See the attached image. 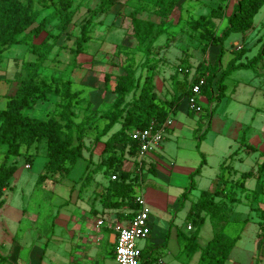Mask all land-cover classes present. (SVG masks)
Listing matches in <instances>:
<instances>
[{
  "label": "trees",
  "instance_id": "1",
  "mask_svg": "<svg viewBox=\"0 0 264 264\" xmlns=\"http://www.w3.org/2000/svg\"><path fill=\"white\" fill-rule=\"evenodd\" d=\"M184 1V0H183ZM74 0H0V69L4 63L6 52L12 47L25 45L33 60L25 61V77L19 78L18 86L14 94L7 95L6 106L0 109V146H4L0 161V207L4 190L9 186L10 179L17 171L14 158L21 157L24 153H30L33 145L46 141V162L44 173L38 177L37 184L43 182L49 175H65L70 171V165L83 158V150L86 145L83 140L84 122L90 116H84L83 120L76 122L72 106L79 103L80 92L71 91V83L68 80L59 81L45 72V63L51 55L62 34L66 33L73 19L71 10ZM118 0H100L99 5L91 10L93 15L105 14L111 11ZM179 0H136V6L131 12L133 18L138 12H149L161 18H167L175 10ZM264 5V0H221V4L211 7L209 12L201 14L197 18H186L189 31L195 32L203 41L202 51L206 52L211 47L217 48L215 61L211 64H199L200 76L190 78V72L180 67L171 76L173 97L170 100H161L155 92V84L151 75H146L141 82V75L135 78L136 70L124 66L123 72L118 75L113 92L115 99L107 112L103 114L106 123L100 136L109 133L116 125L115 130L106 140L104 150L109 151L107 158L101 161L104 174L109 177L110 185L106 194V203L112 208H118L125 203L134 209L137 204L134 201V187L141 180L142 169L139 168L135 158L138 155L139 143L132 139L131 132L135 129H145L154 120L158 123L165 122L175 116L181 103L187 98L196 96L193 87L200 79L205 82L201 85L200 96H206L209 101L219 100L225 93V78L234 70L255 69L264 58V42L259 53L246 62H241L242 51L235 53L233 59L221 70V61L225 47L224 43L231 33H246L252 28L254 17ZM45 9L51 11L43 15ZM231 9L230 13H228ZM182 11V8H180ZM182 13V12H181ZM227 20V26L221 33L217 31L216 20ZM57 22L55 31L50 30L51 25ZM147 31L151 24L139 21ZM90 20L80 26L79 35L74 40L75 48L71 52L76 55L82 53L84 45L90 39ZM163 22L157 29V35L166 32ZM46 36L38 43L34 42L42 33ZM138 36V32L136 31ZM151 47L145 51V60L141 66H150L149 54ZM110 79L105 76L106 82ZM1 81V79H0ZM10 82V80H7ZM214 92L216 100L214 98ZM132 93V99L127 96ZM50 94L60 95L64 99L60 110L55 111L46 119L32 117L26 111L32 109L38 101L46 102ZM196 111L189 107V114ZM200 127L201 124L199 125ZM168 130V129H167ZM196 132V131H195ZM199 130L196 132L198 134ZM97 136V139L100 138ZM198 149L200 140L204 134L197 135ZM199 166L190 174V186L183 194V201L195 186L194 176L199 174L204 164L203 154ZM133 159L134 169L140 173L133 175L132 169L124 167V159ZM264 164V163H263ZM115 175L114 180L111 176ZM250 176L251 172L243 174ZM88 177V176H87ZM83 185H87L82 183ZM224 195V197H222ZM222 197V198H221ZM114 198L115 200H111ZM234 193L226 186H220L215 191H202L198 200L193 204L190 216L194 217L197 225L195 232L186 238L184 247L189 255L200 249L197 243L198 231L206 218H209L216 227L212 239L201 248V256L198 264H225L235 243L240 238L225 231V224L229 222L230 204L234 202ZM259 238L260 245L264 246V210H260ZM218 223V225H216ZM143 259L153 262V252L143 250ZM4 257L0 254V259Z\"/></svg>",
  "mask_w": 264,
  "mask_h": 264
},
{
  "label": "rangeland",
  "instance_id": "2",
  "mask_svg": "<svg viewBox=\"0 0 264 264\" xmlns=\"http://www.w3.org/2000/svg\"><path fill=\"white\" fill-rule=\"evenodd\" d=\"M99 3L100 0H74L71 8L73 12L72 23L66 33L61 35L44 66L48 75L59 81H70L71 91L80 92L77 97L79 103L72 106L74 120L80 122L84 116H90V119L84 122L83 140L86 147L83 150V158L70 165L68 174L49 175L39 184H37L38 177L44 173L43 167L47 161L45 140L36 146L33 145L29 154L24 153L21 157L13 159L16 161L18 169L10 179L9 186L4 190L1 198L3 203L0 207V230L6 231L7 229L10 230L9 227L11 226H18L19 232L14 238V243L27 240L25 231L30 228L35 230L34 233L40 235V238L47 236L52 230V226L56 224L61 209L65 206L63 205L64 200L67 199L69 193L71 194L75 186L82 184L83 181L85 184L90 182V179L93 178L91 174L93 171H104L101 167V161L105 160L109 154V151L104 150L105 142L119 128V125H116L106 135L100 136L106 123V119L102 116L109 110L116 97L113 92L114 85L118 75L123 72L124 66L136 70L135 78L141 75L140 84L146 75L152 74L158 97L161 100H170L173 97L171 76L180 67L189 70V79L196 78L200 76L199 69H197L199 64L205 65L209 64V60L215 61L217 48H209L208 51L203 52V41L197 33L189 31L184 20L186 18L195 19L201 14L208 13L211 7L221 4V0H179L175 10L167 18H161L149 12H138L133 18L131 12L136 6V0H118L117 5L108 13L93 15L91 10H94ZM50 11V9H45L43 15ZM230 11L231 9L228 13ZM262 18H264V5L254 17V22L258 23ZM87 20H90V39L84 45L82 53L76 55L71 52V49L75 48L74 40L79 35L80 26ZM139 21L151 24L150 30L147 31ZM162 22L168 28L166 32L158 36L157 29ZM56 23L54 22L48 28L55 31L54 25ZM216 24L217 31L221 33L227 26V20H216ZM45 36L46 33L44 32L35 38L34 42H40ZM148 46L151 47L150 66L144 67L141 64L145 60L144 51ZM255 53L256 51L252 50L247 55L251 57ZM230 57V54L224 53L221 61L225 66ZM33 59L34 56L29 53L25 45L12 47L6 52L4 63L0 69V109L6 106V96L15 93L19 78L25 77L27 73L26 68H24L25 61ZM106 75L110 76L108 82L105 80ZM131 99L132 93L127 96V100L130 101ZM63 100L60 95L50 94L46 102L38 101L26 113L32 117L46 119L61 109ZM180 109L178 115L176 112L177 118L186 117L184 109H189L187 98L181 104ZM190 118L188 119L190 120ZM187 125L189 126V124ZM183 130L181 135L185 137V129ZM199 134L200 132L197 135ZM97 136L100 138L97 139ZM177 138L175 134L170 139L169 144L172 151L177 150L179 145L185 146L183 144L185 140L181 142L178 139L182 137ZM4 150L5 147L0 146V161ZM26 165L29 167L27 168ZM166 165L169 166L168 163ZM132 166L133 159L125 158L124 167L132 169ZM166 170H172V167L169 166ZM166 170L162 171L166 172L165 175L159 174V176H163L162 179L152 174L150 169V172L145 174L144 180H140V186L137 188L141 187L146 191L145 199L146 201L149 199L150 204L154 203L152 200L155 195L166 197L169 194L167 202L170 207H176L179 210L181 208L178 207L179 200L177 197H181V195L176 193L177 186H184L189 178L177 167L171 171L172 177L171 172L166 175ZM105 178L108 176L105 175ZM135 187L134 194L139 191ZM186 189L189 187L185 188L184 191ZM190 191L191 197L197 196L198 190L195 187ZM242 226L239 221H234V224L229 226L228 222L225 224V228L229 227V234L232 236L240 234ZM211 230L214 231L212 224L208 223L204 227V231L211 232ZM103 232L105 233V231ZM6 234L8 235V232ZM154 234L156 233L154 232ZM206 237L208 236L206 235ZM106 240L101 245L109 249ZM8 244V238L3 239L0 243L1 255H7ZM139 244L145 250L153 252L155 258L153 264H159L156 258H161L162 255L161 260L165 264H170L171 258L166 251L161 253V248L150 247L153 245L151 238L142 239ZM249 245L250 242L247 246ZM108 249H102L99 260L102 264H115L114 262L105 263V257L109 256L107 254ZM174 264L179 263L174 262Z\"/></svg>",
  "mask_w": 264,
  "mask_h": 264
},
{
  "label": "crops",
  "instance_id": "3",
  "mask_svg": "<svg viewBox=\"0 0 264 264\" xmlns=\"http://www.w3.org/2000/svg\"><path fill=\"white\" fill-rule=\"evenodd\" d=\"M263 42L264 18L258 23L254 22L252 28L244 34L231 33L224 43L225 53L231 55L228 59L230 61L235 53L242 51L240 61L246 62L259 53V46ZM252 50L256 53L249 57L247 53ZM213 62L209 60V63ZM219 65L221 70L227 66L222 61ZM224 84L225 93L217 106H215L216 101H209L206 96H200L198 98L202 106L200 112L189 114V109H184L187 116L177 118L181 110L180 105L176 117H172L171 128L166 131L161 150L147 156L142 169L143 175L139 169L132 168V176L140 173L141 180H144L145 174L149 173L150 169L156 177L159 174L165 175L166 172L162 171L169 166L172 170L177 167L189 178L184 186H177L176 193L181 195L177 197L178 207L181 209L170 207L167 202L169 194L166 197L155 195L152 200L154 203L151 204L150 200H147L151 210L152 225L149 238L153 245L150 247L161 248V253L166 251L171 258L170 264L174 262L198 264L201 248L212 239L217 226L209 218L205 219L197 236L200 249L189 255L184 251L186 238L197 229L194 217L189 213L202 191L213 192L220 186H226L234 193L235 201L230 204L231 218L228 226L234 224V221H239L243 225L240 238L225 264H264V251L258 236L260 210H264V58L255 69L234 70L225 78ZM216 95L214 92V98ZM200 124L202 127L199 126ZM183 129H185V137L181 135ZM198 130L199 135L204 134L199 149L197 146L199 138L196 134ZM175 134L178 138L182 137L177 138L179 141L185 140L183 143L185 146L179 145L177 150L172 151L169 143ZM201 154L204 164L200 173L194 176V187L198 190V194L191 197L190 191L183 201L184 189L189 187L190 174L201 163ZM172 170H166V175ZM247 172H251V175L244 176L243 174ZM91 174L93 178L90 179L89 184L76 185L71 194H68L67 199L64 200L65 206L47 236L40 238L41 236L30 228L25 231L27 240L14 243V238L19 232L18 226H11L10 230L5 227L6 231L0 230V243L5 238H8L9 242L8 256L2 255L4 258L0 259V264H102L99 260L101 251L108 249L101 245L105 239L109 245L107 250L109 256L105 257V263L118 264L114 258L116 234L111 225L132 218L134 207L126 203L118 208L105 205L107 188L110 185L109 177L105 178L102 170L93 171ZM172 174L171 172V177ZM159 178L163 179V176ZM140 183L138 182L135 188L140 186ZM137 189L139 191L134 196L145 197L146 191L141 187ZM111 200L115 199L111 198ZM100 219L104 220L105 225L98 227L97 221ZM208 223L212 224L214 231H204ZM188 226L192 228L189 229ZM225 231L230 233L229 227H226ZM248 242H250L249 246H247ZM162 264L165 263L162 261Z\"/></svg>",
  "mask_w": 264,
  "mask_h": 264
},
{
  "label": "built area",
  "instance_id": "4",
  "mask_svg": "<svg viewBox=\"0 0 264 264\" xmlns=\"http://www.w3.org/2000/svg\"><path fill=\"white\" fill-rule=\"evenodd\" d=\"M205 82L204 79H200L197 84L194 85L193 91L197 94L194 97L188 99L189 107L197 112L202 110V106L199 103L200 88ZM173 120L168 118L163 123L152 121L151 124L145 129H135L131 132L132 139L139 143V151L135 160L139 164V168L143 166L146 158L149 154L160 151L164 142L167 129L171 128ZM28 168L29 166L26 165ZM115 175L111 176L114 180ZM137 208L134 209L133 217L126 222H118L111 225V228L116 234L115 238V251L114 258L118 264H153L150 260L145 261L143 259L144 248L140 246L139 241L146 239L151 235V210L143 195H137L134 198ZM105 225L103 219L97 221V226ZM191 229V226H188ZM159 264H162L161 258H156Z\"/></svg>",
  "mask_w": 264,
  "mask_h": 264
}]
</instances>
